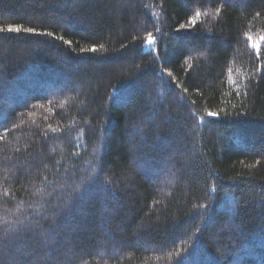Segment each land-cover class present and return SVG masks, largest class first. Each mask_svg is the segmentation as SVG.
<instances>
[{"label":"trees","instance_id":"1","mask_svg":"<svg viewBox=\"0 0 264 264\" xmlns=\"http://www.w3.org/2000/svg\"><path fill=\"white\" fill-rule=\"evenodd\" d=\"M0 237V264H264V0H0Z\"/></svg>","mask_w":264,"mask_h":264},{"label":"snow or ice","instance_id":"2","mask_svg":"<svg viewBox=\"0 0 264 264\" xmlns=\"http://www.w3.org/2000/svg\"><path fill=\"white\" fill-rule=\"evenodd\" d=\"M198 16H200V13L199 12H196L195 13V15L193 16V17H191V20H190V23H192V24H195V22H196V17H198ZM185 25H183V24H181L180 26H179V28L180 29H185ZM9 31H15V32H19L21 29H20V27H12V26H9V29H8ZM25 32H28V33H36V29L35 28H31V27H29V28H25V29H23ZM39 34H41V35H47V36H49V37H54V33L53 32H51V31H49V32H46V33H39ZM55 39H59V40H64V38L63 37H54ZM251 39V38H250ZM148 42L151 44V43H154V40L152 39V36H151V34H149V37H148ZM66 43H68L69 45H71V43H72V41H66ZM253 48H256L257 49V51L259 50V46L257 45V44H255V43H253ZM90 51H96V49L95 48H92V49H89ZM165 72L167 71L166 69L164 70ZM167 75L170 77L171 76V73H167ZM184 91H187V89H184ZM207 115L209 116V117H218L219 116V113H216V112H208L207 113ZM199 119L201 120V121H203L204 120V117L203 116H201V117H199ZM205 207H207L206 205H205ZM10 243V241L6 238V237H0V251H3L7 246H8V244ZM14 264H27V260L26 259H24V260H17V261H14Z\"/></svg>","mask_w":264,"mask_h":264}]
</instances>
